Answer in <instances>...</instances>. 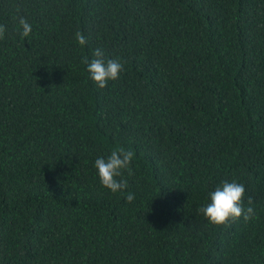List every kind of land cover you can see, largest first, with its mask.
<instances>
[{"label": "trees", "instance_id": "16d2710c", "mask_svg": "<svg viewBox=\"0 0 264 264\" xmlns=\"http://www.w3.org/2000/svg\"><path fill=\"white\" fill-rule=\"evenodd\" d=\"M0 24V264H264V0H0ZM97 47L124 64L105 89ZM226 181L255 219L199 212Z\"/></svg>", "mask_w": 264, "mask_h": 264}, {"label": "clouds", "instance_id": "9594fccd", "mask_svg": "<svg viewBox=\"0 0 264 264\" xmlns=\"http://www.w3.org/2000/svg\"><path fill=\"white\" fill-rule=\"evenodd\" d=\"M17 15L14 20L18 22V34L21 39L28 38L32 34L33 26L25 16ZM7 26L0 24V40L6 36ZM75 40L81 47L88 43L87 37L81 32L75 33ZM92 59L88 56L82 58V63L86 65V71L90 79L99 89L108 87L109 82L119 79L124 64L120 59L108 58L101 47L92 51ZM134 152L123 147L113 149L107 157L99 156L95 159L94 167L97 171L101 186L111 193H123L128 188V180L124 178V173L128 176L134 175L132 162ZM210 202L202 206L199 212L204 216L209 224L221 227L234 223L241 217L245 222L256 218L254 202L251 197L247 198L245 206V187L236 181L223 182L214 191L209 193ZM135 199L134 194L128 193L126 201L131 203Z\"/></svg>", "mask_w": 264, "mask_h": 264}]
</instances>
